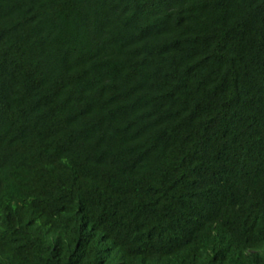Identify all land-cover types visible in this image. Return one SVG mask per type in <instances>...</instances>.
<instances>
[{"label": "trees", "instance_id": "obj_1", "mask_svg": "<svg viewBox=\"0 0 264 264\" xmlns=\"http://www.w3.org/2000/svg\"><path fill=\"white\" fill-rule=\"evenodd\" d=\"M0 264H264V0H0Z\"/></svg>", "mask_w": 264, "mask_h": 264}]
</instances>
